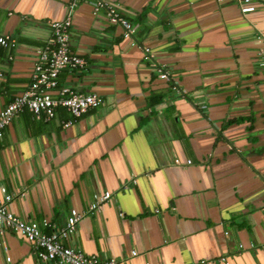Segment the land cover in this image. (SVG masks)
Returning a JSON list of instances; mask_svg holds the SVG:
<instances>
[{"label":"crops","instance_id":"0c3cea01","mask_svg":"<svg viewBox=\"0 0 264 264\" xmlns=\"http://www.w3.org/2000/svg\"><path fill=\"white\" fill-rule=\"evenodd\" d=\"M71 1L0 0V32L16 39L0 46V109L28 88L50 23L68 14L86 65L59 84L102 98L68 126L63 108L13 117L0 201L4 188L7 209L45 232L76 209L64 243L118 264H264V0L249 13L235 0H107L134 44L103 8ZM0 264L57 263L0 228Z\"/></svg>","mask_w":264,"mask_h":264},{"label":"built area","instance_id":"2783aa9c","mask_svg":"<svg viewBox=\"0 0 264 264\" xmlns=\"http://www.w3.org/2000/svg\"><path fill=\"white\" fill-rule=\"evenodd\" d=\"M223 1V0H217ZM242 13L254 11V0H235ZM94 11L103 8L110 23L121 27V35L134 44L133 34L135 26L123 17L116 4L107 0H91ZM77 4L76 0L70 2V7ZM71 18L68 14L63 20L50 23L51 35L45 44L37 50V59L32 71V79L27 89L14 96L2 109H0V137L4 128L13 117L23 110H28L35 118H52L58 108L65 109L71 116L63 122V126L70 125L82 116L88 109L99 106L102 98L95 93H83L75 89L60 85L58 75L63 69H83L86 61L80 55L72 52L69 46ZM16 39L0 32V46H13ZM149 51L148 47L144 48ZM259 65L264 69V47L258 51ZM160 77L167 76L163 69ZM54 92L55 94H52ZM177 162V160H176ZM190 163V161H187ZM3 201H0V228L8 229L24 237L33 246L37 256L43 262L53 260L57 264H118L115 258L101 259L95 254H85L79 248L64 243V239L75 229L76 222L81 217L76 209H71L65 224L58 230L51 232L42 230L35 220H24L13 214L6 207L11 195L2 188ZM109 191L94 196L89 204V211L96 210L102 201L110 197ZM44 226L48 225L46 222ZM7 260L9 258H6ZM223 260V258H221Z\"/></svg>","mask_w":264,"mask_h":264}]
</instances>
